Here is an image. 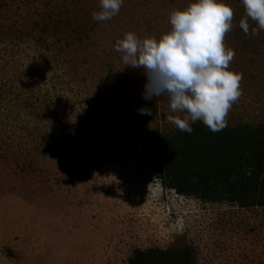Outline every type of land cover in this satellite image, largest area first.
Returning <instances> with one entry per match:
<instances>
[{
	"label": "rangeland",
	"instance_id": "rangeland-1",
	"mask_svg": "<svg viewBox=\"0 0 264 264\" xmlns=\"http://www.w3.org/2000/svg\"><path fill=\"white\" fill-rule=\"evenodd\" d=\"M193 2L124 0L95 21L100 0H0V264H264V196L243 197L264 185V31L248 19L245 34L242 0H223L242 95L217 132L170 123L184 113L145 100L143 69L115 50L128 32L159 39ZM226 129L257 132L256 173L240 156L218 167L210 134Z\"/></svg>",
	"mask_w": 264,
	"mask_h": 264
},
{
	"label": "clouds",
	"instance_id": "clouds-1",
	"mask_svg": "<svg viewBox=\"0 0 264 264\" xmlns=\"http://www.w3.org/2000/svg\"><path fill=\"white\" fill-rule=\"evenodd\" d=\"M124 0H100L95 21H108L117 15ZM246 17L240 27L249 34L248 19L258 27L252 35L264 31V0H242ZM234 12L223 0H194L187 8L170 14L171 30L159 39L141 40L135 33L124 34L115 44L124 66L143 69L146 75L145 100L167 98L170 109L181 116H168L180 131L191 133V124L202 121L211 131L227 126L226 116L242 95L241 74L228 70L234 50L224 44L232 30ZM140 115L151 116L144 107Z\"/></svg>",
	"mask_w": 264,
	"mask_h": 264
},
{
	"label": "trees",
	"instance_id": "trees-1",
	"mask_svg": "<svg viewBox=\"0 0 264 264\" xmlns=\"http://www.w3.org/2000/svg\"><path fill=\"white\" fill-rule=\"evenodd\" d=\"M228 130V129H226ZM229 132V133H228ZM228 132H226V134L221 135V136H217L215 133L211 132L210 136H213V147L216 151V158H217V163H218V167H220L221 169H226L227 168V164L229 163V161H233V163L235 164L234 166H238L236 165L237 162L236 160L239 158H241L242 160H244V162H242V160L240 162H242L240 164V166H238V168H242L245 165H250V167L252 168L251 171L257 167L255 160H254V152L250 151V149L254 147V143L256 142V137H257V132L254 131L255 135L252 136L250 134L249 131H246L244 129H241L240 131L237 130H232L229 129ZM241 138L242 142L244 143V146L241 147L239 144L241 142L238 141V139ZM250 141H252V143H250ZM151 141H148L147 143H150ZM241 147V148H240ZM213 149V150H214ZM242 149V150H241ZM252 150V149H251ZM155 156L154 160H156V155H152ZM204 157V156H203ZM200 157V159H198L197 161H195L194 159V163L192 165L194 170L201 172H207L206 170V164H209L211 161L210 160H203L204 158ZM151 165L157 170L162 172L160 165L159 164H154V162L150 161ZM196 163V164H195ZM190 166V168H192ZM249 171V169H248ZM250 172V171H249ZM208 173V172H207ZM229 172H227L228 175ZM251 173V172H250ZM256 173L255 171H252V174ZM199 174V173H198ZM201 175V174H199ZM253 177V176H252ZM252 177H248V182L252 180ZM202 178V177H201ZM227 178V177H225ZM254 181H256V179L254 178ZM264 182V180L262 181ZM179 184H176L175 186H177ZM250 191L249 193H252V191H260L261 195L264 196V185L259 186L258 183L255 184H247L246 186V190L243 193V197H245V192L247 194V192Z\"/></svg>",
	"mask_w": 264,
	"mask_h": 264
}]
</instances>
